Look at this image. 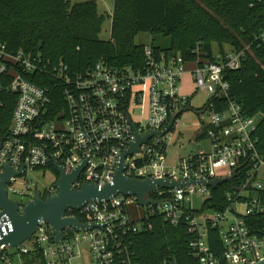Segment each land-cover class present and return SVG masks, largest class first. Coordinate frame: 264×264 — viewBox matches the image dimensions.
I'll list each match as a JSON object with an SVG mask.
<instances>
[{
	"label": "built area",
	"instance_id": "2783aa9c",
	"mask_svg": "<svg viewBox=\"0 0 264 264\" xmlns=\"http://www.w3.org/2000/svg\"><path fill=\"white\" fill-rule=\"evenodd\" d=\"M143 54L141 69L111 68L98 62L84 74L72 75L62 64L50 66L40 54L23 50L12 53L0 42V173L6 165L21 171L7 183V196L26 197L16 201L22 209L36 191L43 198L55 194L54 181L39 190L26 177L28 171L51 170L54 163L70 173L85 161L72 183L76 189L85 183L98 190L112 185L122 152L135 141L134 126L140 136L161 131L181 112L188 96L179 92V84L189 70L194 92L202 90L208 99L227 98L222 110H214L211 101L197 113L198 131L200 137L208 138V151L177 156L167 164L169 130L162 136H150L137 151L127 154L122 174L137 180L177 182L229 178L225 183L232 190L225 193L226 206L220 210L205 207L212 188L198 182L154 187L145 197L155 205H140L135 195L118 192L107 199L87 201L78 209L67 207L62 214L101 228L76 231L67 227L63 239L53 243L52 227L38 219L28 240L42 248L45 264H72L74 258L80 259V264H136L119 238L150 229L149 218L158 215L170 225L186 227L196 264H253L264 259V227L246 223L249 217L264 213V200L259 195L264 190V156L258 154L253 135L259 118L246 116L240 104L229 98V83L224 79L225 71L240 66L244 52L229 49L215 53L211 61L199 58L188 62L178 54H156L146 44ZM35 72H47L65 84V106L53 116L47 109V91L26 78ZM6 93H14L16 99L9 123L3 125L1 108ZM17 181L22 185L20 191L12 189ZM194 196L199 199L198 208L192 205ZM131 205L139 207V218H131ZM4 218L0 216V235L6 233V226L9 228ZM211 230L217 233L219 248L209 236ZM7 248L0 247V264L9 263ZM17 248L27 252L26 246Z\"/></svg>",
	"mask_w": 264,
	"mask_h": 264
},
{
	"label": "trees",
	"instance_id": "16d2710c",
	"mask_svg": "<svg viewBox=\"0 0 264 264\" xmlns=\"http://www.w3.org/2000/svg\"><path fill=\"white\" fill-rule=\"evenodd\" d=\"M109 18L110 36L103 40L99 34L105 14L99 12L96 0H0V42L12 53L23 50L40 54L50 66L62 64L72 75L84 74L98 62L111 68L141 69L146 44L135 41L141 32L151 35L148 44L156 54H178L188 62L211 61L215 53L225 52L226 45L243 51L240 66L225 71L224 79L229 83V98L240 104L246 116H258L253 135L258 154L264 156V0H113ZM26 78L47 91L51 116L64 108L63 81L47 72L30 73ZM3 98L1 124L5 125L16 95L6 93ZM189 99L180 113L190 108ZM211 101L216 111L227 104V98L213 97L194 110L198 113ZM231 190L229 183L212 188L205 207L224 208L225 193ZM259 195L264 200V190ZM148 221L150 229L119 238L134 263H197L183 224L170 225L158 215ZM246 223L264 227V213L249 217ZM209 234L219 248L216 231ZM15 254L21 264H45L42 248L35 244Z\"/></svg>",
	"mask_w": 264,
	"mask_h": 264
},
{
	"label": "water",
	"instance_id": "95a60500",
	"mask_svg": "<svg viewBox=\"0 0 264 264\" xmlns=\"http://www.w3.org/2000/svg\"><path fill=\"white\" fill-rule=\"evenodd\" d=\"M179 113L175 114L161 131H151L140 136L134 126L135 141L130 144L128 149L122 152L113 184H107L100 190H98L94 184L85 183L78 189L72 186L80 170L85 166V161L70 173H66L58 163H54V168L57 173L54 186L57 188V192L43 198L40 196L39 191H36L33 198L29 200L22 209H19L17 202L7 196L6 185L10 182L12 176L19 175L21 171L15 172L9 165H6L4 171L0 173V216H5L4 221H8L9 228L6 226V233L0 235V247H19L34 234L38 219L44 220L52 227L54 231L53 243H58L63 239V231L67 227L74 228L76 231H85L94 227L101 228V225L80 223L76 217H63L62 214L67 207L78 209L87 201L107 199L110 195L118 192L135 195L140 205L148 203L155 205V202L146 199L145 196L156 186L173 188L198 182L204 186L216 188L220 184L229 182V178L188 182L166 181L163 179L137 180L134 178H127L122 174L124 157L127 154L137 151L140 144L146 142L150 136H162L164 133L168 132ZM199 135L200 133L198 131L194 134L192 139H195ZM253 264H264V259Z\"/></svg>",
	"mask_w": 264,
	"mask_h": 264
},
{
	"label": "rangeland",
	"instance_id": "374dc122",
	"mask_svg": "<svg viewBox=\"0 0 264 264\" xmlns=\"http://www.w3.org/2000/svg\"><path fill=\"white\" fill-rule=\"evenodd\" d=\"M85 0H70L71 3H76ZM101 1L98 4V10L100 13L105 14V21L102 26V31L99 34V38L103 40H107L110 36V24L111 20L109 15L111 14L113 0H96ZM135 41L138 43L148 44L151 41V35L147 32H141L136 35ZM225 50H229V46H225ZM184 80V79H183ZM185 87L184 90H180L179 92L183 95L191 94L192 87L194 86L193 82H189V80H184ZM208 99V95L202 91L198 90L190 95L189 106L190 108L184 110L180 115L176 118L172 128L168 132L169 139L167 140V148H166V163L172 164L173 160L177 158V156H184L187 153L195 152L198 150L208 151V138L207 137H199L195 141H192V138L200 125V118L197 112L194 110L195 108L202 107ZM188 106V107H189ZM26 177L30 179L37 187V189L42 190L45 186H48L53 181L56 180V172L52 170H35V171H28ZM17 189L20 191L22 185L19 181L15 182L12 185V189ZM10 199L14 201H25L26 197L20 194L10 193L8 196ZM193 207L198 208L199 206V199L197 196L193 197ZM129 214L132 219H137L140 217L141 212L139 207L136 205L129 206ZM23 246L31 247L33 246L32 240H26ZM81 246L83 247L84 244L82 243ZM18 248H7V252L10 254L9 256V263L8 264H21L20 257L15 254ZM83 258L87 261V253L85 249H81ZM30 258H28V261ZM28 264V263H27ZM30 264V263H29ZM33 264V263H32ZM35 264V262H34ZM72 264H80V259H72Z\"/></svg>",
	"mask_w": 264,
	"mask_h": 264
},
{
	"label": "crops",
	"instance_id": "0c3cea01",
	"mask_svg": "<svg viewBox=\"0 0 264 264\" xmlns=\"http://www.w3.org/2000/svg\"><path fill=\"white\" fill-rule=\"evenodd\" d=\"M98 4L99 3H101V1H98L97 2ZM192 67V65L191 64H188V69H190ZM189 80V82L191 81V82H193V80H192V76H191V73L189 72V70H188V72H186L184 75H183V77H182V80H181V82H180V84H179V88H180V90L182 89V90H184V85H185V81L184 80ZM194 91H193V87H192V91H191V94L193 93ZM191 94H185L186 96H189V98H190V95ZM189 101H190V99H189ZM198 129H199V127L197 128V130H196V132L195 133H197L198 132ZM200 137V135L198 136V137H196L195 139H192V141H195L196 139H198Z\"/></svg>",
	"mask_w": 264,
	"mask_h": 264
}]
</instances>
